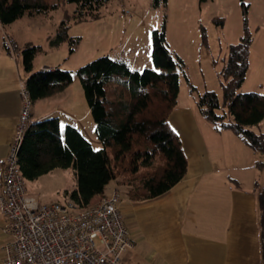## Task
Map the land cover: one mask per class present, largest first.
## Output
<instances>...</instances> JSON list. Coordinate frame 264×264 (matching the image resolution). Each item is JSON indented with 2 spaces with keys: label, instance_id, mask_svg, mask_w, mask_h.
<instances>
[{
  "label": "trees",
  "instance_id": "obj_1",
  "mask_svg": "<svg viewBox=\"0 0 264 264\" xmlns=\"http://www.w3.org/2000/svg\"><path fill=\"white\" fill-rule=\"evenodd\" d=\"M64 1L75 3L76 10L73 15L64 14L55 32L56 44L66 41L69 52H73L80 39L68 34L72 16L77 21L88 13L96 16L95 12L108 0ZM240 2L246 13L248 5L245 0ZM166 3L167 0H153L152 6ZM56 6L50 0H0V24L7 25L25 13H44ZM12 44L3 41L7 52ZM250 45L251 36L245 27L239 41L228 47L221 71L222 102L214 91L206 90L196 104L217 130H231L264 156V132L253 130L264 119V94L239 92L249 67ZM37 50L38 46L32 44L21 48L22 67L27 74L25 87L32 103L63 91L76 74L101 147L95 151L77 127L69 123L61 127L56 116L30 121L18 150V164L25 180L33 181L55 169L71 168L76 186L64 190L62 197L72 199L79 208L89 205L94 196L102 195L111 180L123 187L132 201L162 196L182 180L187 159L168 116L177 104L179 71L185 73L184 61L170 50L164 22L151 31L152 68L132 70L124 61L103 55L80 66L75 73L59 66L34 70ZM256 166L264 167V161L256 162ZM256 186L264 264V185Z\"/></svg>",
  "mask_w": 264,
  "mask_h": 264
},
{
  "label": "crops",
  "instance_id": "obj_2",
  "mask_svg": "<svg viewBox=\"0 0 264 264\" xmlns=\"http://www.w3.org/2000/svg\"><path fill=\"white\" fill-rule=\"evenodd\" d=\"M4 53L10 54L5 48ZM39 69L34 65V70ZM19 72L18 63L11 65L0 58V192L2 165L21 108L18 81L27 76ZM57 94L43 98L49 104L41 110L35 107L37 101L32 103L30 121L60 112ZM61 107L65 119L62 124L57 117L61 127L67 121L77 122L87 138L82 120L90 114L88 106L78 112ZM168 123L186 156V173L157 198L136 202L121 198L120 210L133 242L121 255L123 264H261L256 184L264 185V167H257L256 162L264 161L263 154L252 150L229 129L217 130L209 122L217 133L209 131L197 104H180L177 98ZM212 134H223L221 143L213 140ZM94 142L101 145L98 138ZM70 174V186L58 191L62 200V192L76 186L72 169ZM108 184L104 193L94 196L91 202L99 201L117 186L106 190ZM4 225L0 207V264L9 241Z\"/></svg>",
  "mask_w": 264,
  "mask_h": 264
},
{
  "label": "rangeland",
  "instance_id": "obj_3",
  "mask_svg": "<svg viewBox=\"0 0 264 264\" xmlns=\"http://www.w3.org/2000/svg\"><path fill=\"white\" fill-rule=\"evenodd\" d=\"M50 2L56 3V8L44 13H25L10 24H0V58L11 65L18 63L21 76L25 74L21 48L27 44L38 46L33 60L35 68L59 66L75 73L80 66L103 55L127 62L132 70L152 68L151 31L160 28L164 22L170 50L184 61L185 75L179 71V103L196 104L206 90L214 91L222 102L224 78L221 71L228 47L239 41L246 27L251 36L249 67L239 92L264 94V0H245L248 5L246 13L240 0H167L165 6L158 7L152 6L153 0H108L95 12L96 16L88 13L80 21L72 16L68 34L80 39L73 52H69L66 41L56 44L55 32L65 13L73 15L76 4L64 0ZM4 40L13 42L10 54L4 53ZM18 84L20 88V80ZM65 89L56 93L59 95L56 101L61 106L77 112L87 107L76 74ZM48 104V100L41 98L35 107L41 110ZM61 106V111L53 115L64 124ZM218 112L221 113V109ZM204 120L210 128L209 121L205 117ZM67 122L79 128V123ZM82 124L92 146L95 149L101 147L94 142L97 138L93 134L95 123L91 114L82 120ZM253 130L264 132V119ZM223 134H212L211 137L221 143ZM70 171L56 169L33 181L25 180L26 189L40 202L62 201L58 191L70 186ZM114 184L115 180H111L106 190ZM115 189L122 199L129 200L123 187Z\"/></svg>",
  "mask_w": 264,
  "mask_h": 264
},
{
  "label": "built area",
  "instance_id": "obj_4",
  "mask_svg": "<svg viewBox=\"0 0 264 264\" xmlns=\"http://www.w3.org/2000/svg\"><path fill=\"white\" fill-rule=\"evenodd\" d=\"M20 93V113L1 171L0 207L9 237L3 264H123L121 255L133 242L117 189L84 208L69 198L43 203L28 193L18 164L32 109L24 80Z\"/></svg>",
  "mask_w": 264,
  "mask_h": 264
},
{
  "label": "snow or ice",
  "instance_id": "obj_5",
  "mask_svg": "<svg viewBox=\"0 0 264 264\" xmlns=\"http://www.w3.org/2000/svg\"><path fill=\"white\" fill-rule=\"evenodd\" d=\"M95 151H99V149H95Z\"/></svg>",
  "mask_w": 264,
  "mask_h": 264
}]
</instances>
